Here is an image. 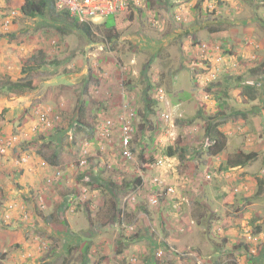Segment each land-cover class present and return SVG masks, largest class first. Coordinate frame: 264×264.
Segmentation results:
<instances>
[{
	"label": "rangeland",
	"instance_id": "rangeland-1",
	"mask_svg": "<svg viewBox=\"0 0 264 264\" xmlns=\"http://www.w3.org/2000/svg\"><path fill=\"white\" fill-rule=\"evenodd\" d=\"M174 1L171 8L166 0L130 2L127 11L88 27L62 16L66 11L52 0L48 16L71 23L25 18L0 0V145L15 150L0 148V264H178L179 253L183 264H264V195L256 196L257 180H264V0ZM11 11L16 15L6 28ZM103 26L115 27L110 43ZM213 27L225 39H215ZM172 29L188 30L170 39ZM37 51L58 65L24 76L23 61ZM15 82L31 86L10 91ZM215 83L218 97L206 91ZM146 98L155 112L147 116ZM78 109L86 126L74 128ZM38 110L58 117V126L33 131ZM124 113L136 135L131 160L118 156L117 132L109 140L100 132L105 120ZM208 117L227 137L216 156L208 151L213 141L201 145ZM145 122L157 126L153 141ZM173 145L185 149V159L165 155ZM143 146L150 165L163 160L164 166L143 172ZM238 149L258 153L256 161L225 170ZM43 157L57 167L42 166ZM83 174L90 184L79 181ZM136 177L143 184L133 190ZM155 178L175 192L153 207L147 199L156 192ZM108 181L117 188L109 190ZM70 187L78 196L55 215ZM117 211L131 227L119 225Z\"/></svg>",
	"mask_w": 264,
	"mask_h": 264
},
{
	"label": "trees",
	"instance_id": "trees-1",
	"mask_svg": "<svg viewBox=\"0 0 264 264\" xmlns=\"http://www.w3.org/2000/svg\"><path fill=\"white\" fill-rule=\"evenodd\" d=\"M5 3H6V6L9 9L18 10L19 13L23 17H25V18H35V17H39V16L44 17L45 15L48 16V13L50 12V10H49L50 7L48 6V0H24L23 3L19 2L18 0H14V1L13 0H5ZM65 15H62V16L68 17L70 19V17H69L70 13H68L66 11ZM62 16H59L58 14H55V16H53V17L52 16H50V17L48 16V17L51 18V19H60L63 22L64 21H67V22L71 23L68 19L63 18ZM73 18H75V17H73ZM13 20L14 19H12V21ZM76 28H77V26H76ZM114 28H115L114 26H111L109 28H105L107 30V32L105 34V40H106V42H109L110 43V41L112 40L111 33L112 32L114 33ZM22 64L23 65H21V73L24 74V76H28L34 70H36L38 72V71H45V70H49V69H55L56 68L55 65H58V63L56 61L46 62L44 56H42V51L35 52L33 55H31L28 58V60L23 61ZM30 86H31V83L30 82L29 83L28 82H25V83L24 82H15V83H9L8 84V87H9V90L10 91L24 90V89L29 88ZM242 86H243V90L242 91L247 92L248 94L257 95V91L258 90L255 89L254 87H252V85H248L247 87H245L244 85H242ZM8 87H7V89H8ZM210 88H212V89H210ZM147 89L148 90H152L153 89V87H152V85L150 83L147 84ZM217 89H218V84L215 83V84L210 85V87H208L206 89V91L210 92L211 94H214L215 97H216L217 94H215V93H216V90ZM11 95L12 94H10V96ZM145 104H146V107H145V110L144 111H145L146 116L148 114H154L155 112H154L153 108L151 107V101H150L149 98H146L145 99ZM81 110L82 109H78V121H77V124L78 125L75 123L74 128H77L79 126H83V127L86 126L83 123V121H82L81 115H79V113L81 112ZM257 112H258V110H257ZM242 117L245 118V116H242ZM205 121H206V126H205V129H204V134L202 135L201 145H204L205 142H208V140L213 141V142H208L207 146L209 145L208 146V151L210 152V154L213 155V156H216V155L220 154L224 150V148H225V146L227 144V137L223 133H221L220 131H217L216 128H217L218 124L213 122L214 119H212L211 117H208V119H206ZM145 125L147 126L146 129L149 130V132H150L149 139H150V141H153V136H151V134L152 135H155V132L157 130V126H153L151 123H148V122ZM55 126H58V124L53 125L50 128V130L53 129ZM146 129L143 127V125H140L139 126L140 136L145 137V135L147 134ZM34 141H36L35 138H31V139L28 140L29 143H33ZM131 144H137L136 143V135L132 138ZM1 147L4 150L10 151L9 152L10 154L15 153L14 152L15 151L14 149L13 150L12 149L9 150L10 148H7L5 145H1ZM26 148H27L26 144L25 145H22V149L26 150ZM166 148L167 149H166V154L165 155L167 157H169V158L177 157L178 159H185V152L186 151H185L184 148H182L180 146H175V145L168 146ZM146 149L147 148L145 146H143V148L138 153V158H139L140 165H141L140 168H141V170L143 172H145L147 170V168H149L151 166L150 164L152 163V161H151L150 158H146V159L144 158V152H145ZM135 151L136 150L134 149V146H133L132 147V152L134 153ZM197 153H202V152L201 151H198ZM17 154H18L17 161L19 162L20 159H21V156L19 155V153H17ZM54 156L55 155H53L52 157H54ZM257 157H258V153L251 152V151L250 152H245L243 150L238 149V150H236L234 152V154L228 156V158L226 160V163H225V170H231V169H236V168H244L247 164H250V163H253L254 161H256ZM43 160L44 161H42V162L46 163V165L48 164L50 167L56 168L57 165H58L57 162H56V160L53 159V158L47 159V158L43 157ZM22 172L23 171L20 168L19 174L22 175ZM85 176L88 177L85 174L79 175V181L81 183L84 182L85 185H88L90 183H89V181H85V179H86ZM48 181H50V184H51V180H48ZM58 181H60V180L59 179L58 180L56 179L54 182H52V184H55V183L59 184ZM106 184H109L110 185L108 187L109 190H112V187H113V189L114 188H117L116 183H113L112 181H108V183H106ZM141 184H142L141 178L140 177H136L134 179V183L131 186V188L134 190L138 186H141ZM257 185H258V190H257L256 196L258 197V196L264 195V180L258 179L257 180ZM125 187H126V185L124 184L122 186V189H125ZM70 188L71 189H68L70 191V194L67 195V196H64L62 198V200L60 199V201L57 203L58 205L55 204V215L57 214V211L60 210V209H62L63 212H66L68 210V208L71 207L72 201L78 196L77 195V192H78L77 191V187H75V188L74 187H70ZM164 197H162L160 199V202L162 204L164 203L163 202V200L165 199ZM86 208H87V206H86ZM119 213H121V212H119ZM45 218H48V219L51 218V219H53L54 218V214L53 215L52 214H49V215L45 216ZM116 218L118 219L119 225H121V226L122 225H126L128 228L131 227V225L129 226L127 224L129 222L128 221L126 222V220H128L127 217L125 216L124 219L123 218L121 219L120 218V214H118V211H117ZM122 220H123V223H122ZM123 228H125V226H123ZM253 233L255 235L256 234H259L260 233V226H257L256 229H255V231ZM248 244L249 243L245 242L244 245H243V247L247 251L250 248L249 247L250 245H248ZM72 248H77L80 251V247L79 246H72ZM70 249H68V250L70 251ZM179 258H180V260L177 263L178 264H183V258L184 257H182L181 255H179ZM86 261H87L86 259H83L82 264H85V263L87 264ZM253 262H255L253 259H250L248 261L249 264H252Z\"/></svg>",
	"mask_w": 264,
	"mask_h": 264
},
{
	"label": "built area",
	"instance_id": "built-area-1",
	"mask_svg": "<svg viewBox=\"0 0 264 264\" xmlns=\"http://www.w3.org/2000/svg\"><path fill=\"white\" fill-rule=\"evenodd\" d=\"M58 11H67L72 17H75L79 23L92 25L99 23L108 16L115 15L123 12L126 9L128 0H52ZM15 13L11 12L9 17L4 21V26L8 28L12 24V19L15 17ZM177 20H180L177 17ZM159 100H164L162 89H158ZM38 125L43 128H51L53 125L58 124L59 118L54 115H50L47 111H37ZM37 127L32 128L35 131ZM101 135L104 139H113L116 132L118 133V155L124 160L133 159V152L131 141L134 136V127L131 124L129 116L125 113L116 120H105L100 128ZM1 141V140H0ZM7 141V139H6ZM1 146V145H0ZM2 150L3 148L0 147ZM0 149V151H1ZM4 152V150H3ZM86 163L85 158L80 162V166ZM42 166H46V163L42 162ZM163 165L162 161L156 163L157 167ZM209 178V177H208ZM50 183V181H48ZM153 184L158 188L154 195H151L147 200L151 206H158L160 199L166 195H173L174 188L168 187L166 190L162 188V183L158 179L153 180ZM124 211L120 213V218L124 219ZM123 223V220H122ZM125 226V225H122ZM248 238H251L250 236ZM183 257V254H180ZM134 262V261H133Z\"/></svg>",
	"mask_w": 264,
	"mask_h": 264
},
{
	"label": "crops",
	"instance_id": "crops-1",
	"mask_svg": "<svg viewBox=\"0 0 264 264\" xmlns=\"http://www.w3.org/2000/svg\"><path fill=\"white\" fill-rule=\"evenodd\" d=\"M4 3H5V0H2ZM14 1V0H13ZM19 2H21V3H23V1L24 0H18ZM147 2H148V4H150L151 3V1L152 0H146ZM155 1H160V0H155ZM177 1V0H176ZM178 3H179V1H178ZM1 4V3H0ZM179 7H181V6H179ZM179 7L177 8L178 10H179ZM184 6L182 5V8H183ZM253 25V24H252ZM13 26V25H12ZM254 26L256 27V25L254 24ZM259 26H263V23L262 22H260V24H259ZM14 27L15 28H17V25L15 26L14 25ZM264 27V26H263ZM215 28V29H214ZM185 29H183V31H181V30H171L170 31V36H169V38L171 39V38H173V36H179V35H181L182 34V32H183V34L182 35H185L186 33H187V30H185ZM256 30H257V28H256ZM221 31H220V28H218V27H213L212 29H211V35H215V36H213L215 39H218V38H224L225 39V36L224 37H222V36H219V35H216V34H219ZM198 35V34H197ZM179 37H181V36H179ZM178 37V38H179ZM200 38H202V34H200L199 36H198V39H197V42H199V39ZM122 40V38L120 39V41ZM87 41H89L90 42V40H88L87 39ZM94 45L93 44H91L90 46H86V48H89V47H93ZM91 54H93L92 52H91ZM264 62V61H263ZM107 63V62H106ZM105 63V64H106ZM105 64H104V66H105ZM108 64V63H107ZM110 68V67H109ZM133 69H137L135 66L133 67ZM13 99H11V100H9V102H11ZM13 103V102H12ZM225 135V134H224ZM24 167V166H23ZM22 167V168H23ZM25 168L26 169H29L30 168V165H29V163L27 162L26 164H25ZM26 171V170H25ZM212 217V216H211ZM192 223V222H191Z\"/></svg>",
	"mask_w": 264,
	"mask_h": 264
},
{
	"label": "clouds",
	"instance_id": "clouds-1",
	"mask_svg": "<svg viewBox=\"0 0 264 264\" xmlns=\"http://www.w3.org/2000/svg\"><path fill=\"white\" fill-rule=\"evenodd\" d=\"M140 1H142V0H128V2H127V6H126V9H125V11H127V8H128V6H129V3L130 2H133L135 5H139V2ZM166 2L169 4V8H171L172 6H173V4L175 3V1L174 0H166ZM125 11H123V12H125ZM11 12H14V11H11ZM58 12H60V11H58ZM123 12H120V13H123ZM15 13V12H14ZM120 13H117V14H115V15H111V16H113V17H115V16H117V15H119ZM16 14V13H15ZM9 17V16H8ZM108 17H110V16H108ZM107 17V18H108ZM177 17H179V16H175V19H176V22H178V23H182V19H181V17H179L180 18V20H177ZM107 18H105V19H107ZM13 19H14V17H13ZM100 23V22H99ZM99 23H97V24H99ZM81 24V23H80ZM86 26H88V27H90L91 25H88V24H85ZM45 112V111H44ZM37 120H38V118H37ZM56 125V124H55ZM36 127H41V126H39L38 124L36 125ZM47 129H50V128H47ZM134 135H135V129H134ZM226 136V135H225ZM134 137V136H133ZM132 137V138H133ZM131 146H132V144H131ZM133 147V146H132ZM119 151V150H118ZM119 156V155H118ZM122 159V158H121ZM158 161H162L163 162V160H157L154 164H153V166H156V163L158 162ZM152 166V165H151ZM162 166H164V162H163V165ZM161 166V167H162ZM157 167V166H156ZM209 176H207V179H209L208 178ZM142 184H143V182H142ZM171 185H169V186H166L165 185V183L164 182H162V188L163 189H167L168 187H170ZM152 187L153 188H155L156 190L158 189L154 184L152 185ZM172 187V186H171ZM174 188V187H173ZM175 192V191H174ZM174 194V193H173ZM172 196V195H171ZM171 196H169V197H171Z\"/></svg>",
	"mask_w": 264,
	"mask_h": 264
}]
</instances>
